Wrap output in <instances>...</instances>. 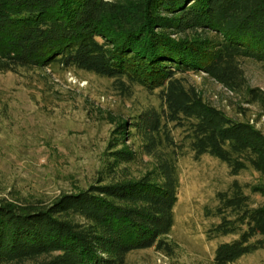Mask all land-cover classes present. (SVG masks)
<instances>
[{
  "label": "trees",
  "instance_id": "trees-1",
  "mask_svg": "<svg viewBox=\"0 0 264 264\" xmlns=\"http://www.w3.org/2000/svg\"><path fill=\"white\" fill-rule=\"evenodd\" d=\"M248 59L264 65V0H0V71L83 70L123 91L159 90L162 101L116 123L86 188L49 203L0 199V264H126L150 248L174 254L179 162L188 151L220 160L232 176L251 169L261 179L217 192L220 221L207 238H237L216 247L215 264L264 249V131L248 107L233 117L191 81L204 74L264 109V89L243 68ZM132 137L152 159L140 175L130 168Z\"/></svg>",
  "mask_w": 264,
  "mask_h": 264
},
{
  "label": "rangeland",
  "instance_id": "rangeland-1",
  "mask_svg": "<svg viewBox=\"0 0 264 264\" xmlns=\"http://www.w3.org/2000/svg\"><path fill=\"white\" fill-rule=\"evenodd\" d=\"M243 68L250 85L264 89V65L248 59ZM191 81L208 102L233 117L240 106L248 107V115L264 131V109L241 104L240 97L204 74ZM161 105L159 90L134 85L123 91L116 81L83 70L0 71V199L49 203L86 188L97 176L116 123H130ZM130 143L137 150L132 173L143 174L152 159L142 153L138 137ZM179 166V197L169 236L177 246L174 254L139 250L126 264H215L216 247L237 238H207V230L220 221L212 215L216 194L234 180L256 184L259 174L249 169L232 176L227 164L209 155L196 159L191 151ZM245 191L256 205L263 202L250 188ZM229 264H264V249Z\"/></svg>",
  "mask_w": 264,
  "mask_h": 264
}]
</instances>
